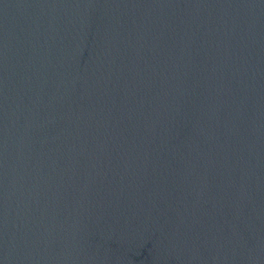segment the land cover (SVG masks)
<instances>
[{"label": "water", "instance_id": "95a60500", "mask_svg": "<svg viewBox=\"0 0 264 264\" xmlns=\"http://www.w3.org/2000/svg\"><path fill=\"white\" fill-rule=\"evenodd\" d=\"M194 33L264 70V0H115Z\"/></svg>", "mask_w": 264, "mask_h": 264}]
</instances>
